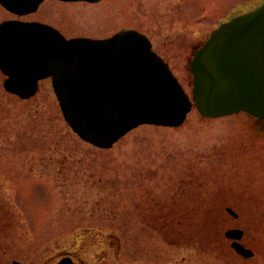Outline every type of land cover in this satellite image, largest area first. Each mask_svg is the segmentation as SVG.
Wrapping results in <instances>:
<instances>
[{
  "label": "rangeland",
  "instance_id": "rangeland-1",
  "mask_svg": "<svg viewBox=\"0 0 264 264\" xmlns=\"http://www.w3.org/2000/svg\"><path fill=\"white\" fill-rule=\"evenodd\" d=\"M259 1L46 0L25 17L0 7V22L39 21L66 38H105L122 28L137 29L190 96L188 63L194 52L233 12ZM2 81L0 73V174L10 163L23 168L5 179L0 175L1 201L19 221L9 257L17 259L25 250L54 264L69 251L89 260L86 264H264V219L247 226L243 242L253 256L241 260L219 237L228 226L209 214L216 198L228 200L236 174L252 193L264 180L245 171L248 158L264 157V128L255 118L244 113L206 118L193 107L178 127L139 125L110 148H99L71 130L49 79L26 100L5 94ZM177 189L190 199L200 197L201 229L186 223L184 239L174 236L180 244H168L140 223L137 208L163 204ZM253 211L264 218V208ZM197 233L206 238L200 247Z\"/></svg>",
  "mask_w": 264,
  "mask_h": 264
},
{
  "label": "water",
  "instance_id": "water-1",
  "mask_svg": "<svg viewBox=\"0 0 264 264\" xmlns=\"http://www.w3.org/2000/svg\"><path fill=\"white\" fill-rule=\"evenodd\" d=\"M42 1L0 4L21 15ZM0 70L7 75L4 88L23 99L35 93L39 79L51 77L65 121L99 148L139 125L178 127L193 106L203 117L245 112L264 119V2L220 24L194 53L191 98L146 37L131 29L104 40H66L42 24L4 22ZM226 235L239 239L241 231ZM232 247L251 255L240 244Z\"/></svg>",
  "mask_w": 264,
  "mask_h": 264
},
{
  "label": "flooded vegetation",
  "instance_id": "flooded-vegetation-1",
  "mask_svg": "<svg viewBox=\"0 0 264 264\" xmlns=\"http://www.w3.org/2000/svg\"><path fill=\"white\" fill-rule=\"evenodd\" d=\"M11 20V19H6ZM21 20V19H20ZM4 21V20H3ZM129 28V27H126ZM123 29V28H122ZM149 38V37H148ZM150 40V39H149ZM151 42V40H150ZM152 44V42H151ZM152 49L155 51L157 55H159L167 64L169 62L158 53L152 44ZM5 77L3 76V81ZM47 80V79H45ZM2 81V88H3ZM5 94H10L6 92L3 88ZM8 164V163H7ZM6 165V164H5ZM245 165L248 168H245V171H249V173L253 176V179L261 178L264 179V157L260 159H250L248 158L245 161ZM22 166L18 162L17 164L10 163L7 165V168L0 174L2 178H7L8 175H13L14 172H18L21 174ZM6 171V172H5ZM5 173V175H4ZM240 177L235 176V178L231 181V189L228 191V200L225 199L224 196H219V199L212 201L209 206V214L214 217V222L217 219L221 224L225 227L227 225V230H241L243 232L242 238L238 241L242 246L246 247L243 240L249 225L256 224L263 220L264 218L260 216V214L256 211H253L254 208L263 209L264 208V180L261 184H256L253 188H257L255 193H252L250 188L246 185L242 184L243 176L240 174H236ZM22 176V175H21ZM1 177V176H0ZM249 182V181H247ZM255 182V181H253ZM263 185L261 188L259 186ZM229 188L225 186V189ZM188 190V189H187ZM224 190V189H223ZM186 190L181 191L177 189L174 193L173 197L165 199L163 204L160 205H152L150 204L147 209H138L137 205L135 207L138 211V217L140 223L146 225L149 229L152 230L156 236H159L162 240L167 242L168 244H180L179 240L185 237V225L186 223H194L197 225V228H200V223L202 220V209L200 204V197H194L190 199V196L186 194ZM137 202H139L137 200ZM186 202H193V204L187 205ZM141 207V206H140ZM21 208V213L24 212L23 208ZM255 214H257L255 216ZM25 220H28L23 217L22 224H24ZM29 223L28 221H26ZM21 224V223H20ZM19 225V221L17 217H14L9 210V207L1 201L0 198V264H50L51 259L40 260L39 256L30 257L28 253L26 254L25 250L20 251L17 259L12 256V250L10 247L9 239H12L15 233V229ZM248 226V227H247ZM223 228V227H222ZM196 229V228H195ZM201 229V228H200ZM226 229V228H225ZM226 230V231H227ZM195 231V230H194ZM198 232V230H197ZM225 232V230H224ZM224 232L220 234L219 237L224 242V248H227L232 256L239 258L241 260H248L251 257L244 258L241 255L237 254L232 248L233 240L229 239L225 236ZM199 233V232H198ZM193 234L196 239L200 242L197 243L198 247L201 246V241L206 243V238L202 239L200 234ZM182 236L179 240L176 239L177 236ZM174 236H176L174 238ZM210 238L207 242H209ZM218 240L214 239V241ZM211 243V241H210ZM183 244V243H181ZM200 244V245H199ZM247 248V247H246ZM17 252V251H16ZM15 252V253H16ZM25 253V254H24ZM23 254V255H21ZM59 259L54 263L56 264L58 261L65 260L68 264H86L89 260L86 258L81 259L78 258L73 252L65 251L60 255Z\"/></svg>",
  "mask_w": 264,
  "mask_h": 264
},
{
  "label": "bare ground",
  "instance_id": "bare-ground-1",
  "mask_svg": "<svg viewBox=\"0 0 264 264\" xmlns=\"http://www.w3.org/2000/svg\"><path fill=\"white\" fill-rule=\"evenodd\" d=\"M42 3H43V2H42ZM42 3H41V4H42ZM41 4H40V5H41Z\"/></svg>",
  "mask_w": 264,
  "mask_h": 264
}]
</instances>
